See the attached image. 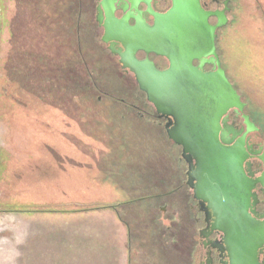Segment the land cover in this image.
Returning <instances> with one entry per match:
<instances>
[{
	"label": "rangeland",
	"instance_id": "1",
	"mask_svg": "<svg viewBox=\"0 0 264 264\" xmlns=\"http://www.w3.org/2000/svg\"><path fill=\"white\" fill-rule=\"evenodd\" d=\"M76 4L0 0V264H27L18 231L23 242L34 213L112 196L131 228V264H178L186 211L172 183L175 166L185 173L187 164L163 125L122 103L146 96L115 72L91 31L78 33ZM217 45L262 142L264 0H232Z\"/></svg>",
	"mask_w": 264,
	"mask_h": 264
},
{
	"label": "water",
	"instance_id": "2",
	"mask_svg": "<svg viewBox=\"0 0 264 264\" xmlns=\"http://www.w3.org/2000/svg\"><path fill=\"white\" fill-rule=\"evenodd\" d=\"M228 9L206 10L201 0H173L172 8L157 15L154 26L145 28L146 42L143 23L130 27L123 22L116 37L126 48L120 52L121 63L135 74L157 112L169 119L168 136L183 149L189 184L195 197L212 210L213 227L226 234L233 264H258L264 221L251 212L257 213L254 190L257 184L264 190V170L251 177L250 159L256 157L264 166V142L259 148L249 143V134L259 127L245 112L246 102L217 50L218 30L229 22ZM212 17L218 19L216 24L210 23ZM109 27L114 30L113 21L107 26L105 42L115 37ZM111 49L119 53L113 45ZM140 49L165 56L170 66L161 70L150 60L140 61L136 57ZM207 64L213 66L211 71L205 69ZM231 111L242 116L245 129L229 122Z\"/></svg>",
	"mask_w": 264,
	"mask_h": 264
},
{
	"label": "flooded vegetation",
	"instance_id": "3",
	"mask_svg": "<svg viewBox=\"0 0 264 264\" xmlns=\"http://www.w3.org/2000/svg\"><path fill=\"white\" fill-rule=\"evenodd\" d=\"M76 2L75 7L77 9L73 18L78 33L81 32V27H86L88 30L87 33L91 31L92 40L97 45H100L103 51L109 55L115 72L117 71L119 75L131 76V78L135 79L138 91L146 96L145 101L128 102L123 99L122 103L137 110L144 120L155 122L161 127L163 125L166 130L165 136L172 141L167 132L169 119L161 116L157 112L155 106L148 101L147 94L140 89L135 74L130 69L125 68L121 63L120 52H125L126 48L124 43L116 35H121V32L117 29L121 27L123 22H127L130 27H136L138 23H143L144 42H146L148 37L145 28L147 26H154L157 21V15L167 13L173 6V0H76ZM201 5L206 10H224L229 8L227 10L228 17L232 10V0H201ZM110 13H113L115 20L111 19ZM111 21H113L114 30L109 28L112 29L111 32L115 37L113 39L111 38L112 40L110 42H105L104 38L108 35L107 26H111ZM217 22L218 19L216 17L210 19L211 24H216ZM220 29L218 30V36ZM112 45L119 53L111 49ZM136 57L140 61H152L161 70L167 69L170 66L168 58L158 55L155 52H147L145 49L138 50ZM194 64L198 65L199 63L195 61ZM205 69L211 71L213 66L207 64ZM229 122L234 124L237 129L246 128L242 116L235 113V111H231ZM252 133L249 134V143L253 144L255 148H259L264 140L262 142L257 141ZM174 145L178 148V153L181 154L179 159H184L182 147L176 143ZM250 161L252 162L251 168L254 172V175L251 177L255 178L263 172L264 166L256 157L250 159ZM185 162L187 164L186 172L182 173L180 171L178 173L179 165L177 167L175 166L176 175H174L173 183L172 181L170 182V184H173V192L180 191L184 193V196L186 195V197L183 196L185 198L184 206L186 217L178 220L176 225L178 234L176 239L178 244H176L175 249L179 253L178 264H233L232 252L225 238L226 234L213 227L215 216L212 210L207 209V203H202L195 197V191L189 184V165L186 160ZM162 185H164V182ZM254 192L257 193L258 199L254 206V210L257 213L251 212V214L257 220L264 221V190L260 184H257ZM257 260L258 264H264V244L257 250Z\"/></svg>",
	"mask_w": 264,
	"mask_h": 264
},
{
	"label": "crops",
	"instance_id": "4",
	"mask_svg": "<svg viewBox=\"0 0 264 264\" xmlns=\"http://www.w3.org/2000/svg\"><path fill=\"white\" fill-rule=\"evenodd\" d=\"M111 198L92 206L87 202L88 208L83 209L34 213L23 242L18 231L23 260L27 264H131V228L119 208H114L119 199Z\"/></svg>",
	"mask_w": 264,
	"mask_h": 264
},
{
	"label": "trees",
	"instance_id": "5",
	"mask_svg": "<svg viewBox=\"0 0 264 264\" xmlns=\"http://www.w3.org/2000/svg\"><path fill=\"white\" fill-rule=\"evenodd\" d=\"M236 88V87H235ZM251 118H252V116H251ZM252 120L257 124V121L256 120H254V118H252ZM118 206H114V208L116 209ZM84 210H86V209H84Z\"/></svg>",
	"mask_w": 264,
	"mask_h": 264
}]
</instances>
